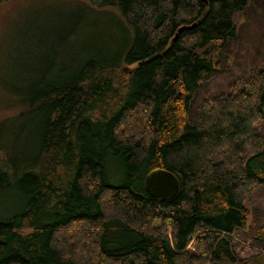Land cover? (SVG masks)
<instances>
[{"label":"trees","instance_id":"obj_1","mask_svg":"<svg viewBox=\"0 0 264 264\" xmlns=\"http://www.w3.org/2000/svg\"><path fill=\"white\" fill-rule=\"evenodd\" d=\"M87 1L117 8L132 43L124 56L90 49L23 101L44 113L40 153L20 210L0 219V264H264V221L248 233L245 206L264 188V58L191 105L250 0ZM158 170L174 196L146 192Z\"/></svg>","mask_w":264,"mask_h":264},{"label":"rangeland","instance_id":"obj_2","mask_svg":"<svg viewBox=\"0 0 264 264\" xmlns=\"http://www.w3.org/2000/svg\"><path fill=\"white\" fill-rule=\"evenodd\" d=\"M237 24L236 36L214 56V70L192 99V112L207 95L227 92L264 58V0H250ZM133 30L114 6L96 7L87 0H3L0 2V160L12 174L0 194V219L17 213L24 186L22 174L39 155L44 113L23 102L47 82L68 77L96 54L122 55ZM121 169L110 166L112 183ZM247 229L264 221V188L248 194ZM246 240V238H245ZM248 243V241L246 242Z\"/></svg>","mask_w":264,"mask_h":264},{"label":"water","instance_id":"obj_3","mask_svg":"<svg viewBox=\"0 0 264 264\" xmlns=\"http://www.w3.org/2000/svg\"><path fill=\"white\" fill-rule=\"evenodd\" d=\"M181 29L179 28L178 31H181ZM145 190L152 197H172L178 190V182L172 173L158 170L150 173L146 177Z\"/></svg>","mask_w":264,"mask_h":264}]
</instances>
